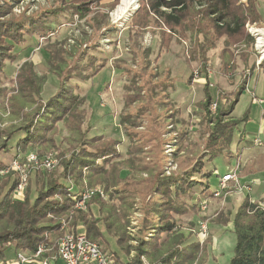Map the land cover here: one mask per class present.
<instances>
[{
    "label": "trees",
    "instance_id": "obj_1",
    "mask_svg": "<svg viewBox=\"0 0 264 264\" xmlns=\"http://www.w3.org/2000/svg\"><path fill=\"white\" fill-rule=\"evenodd\" d=\"M102 1L54 0L29 14H14L13 7L21 0H0V83L7 63L17 58L18 49L26 48L27 40L49 39L65 24L57 17L69 23L76 17L83 19L91 30V38L87 39L90 44L77 39L74 50L46 47L50 71L58 80L55 92L46 100L41 98L42 82L28 60L20 64L12 79L16 95L9 96L0 85V96H7L11 114L20 119L17 124L0 128V152L9 151V143L14 140V157L27 151L42 154L48 146H55L59 121L76 134L74 143L59 151L54 169L35 171L34 188L27 185L23 197L12 196L16 172L0 175V264H6L8 245L15 252L32 253L41 245L55 249L60 220L69 214L84 191L94 187L102 188L119 204L108 203L94 193L86 201V211L75 209L70 222L73 231L79 229L98 244L103 241L105 247H109L108 234L116 245L111 250L113 258L118 261L121 254L129 256L126 264H194L199 243L181 246L180 240L163 252L159 239L163 234L169 237L176 232L181 215L199 210L207 196L209 177L213 173L219 175L216 166L209 167L208 162L218 156H234L230 149L233 133L246 120L247 113L240 119L231 114L247 79L242 78L231 99L225 103L216 100L214 112L210 111L214 101L205 81L204 96L198 104L202 140L190 139L186 130L177 133L176 139L170 140L174 145L170 156L177 170L165 175L161 134L168 116L164 105L168 104L169 82L166 78L156 81L158 73L151 66V51L140 45L138 36L151 32L159 37L160 47L167 49L173 41L185 40L189 32L193 41L187 59L197 61L204 73L208 67L206 54L219 38L225 36L228 43L242 41L252 47L253 37L244 27L247 21H260L255 0L240 4L236 0H139L140 7L131 17L135 32L127 44L133 65L125 68L132 90L126 94L125 104L137 105L121 117L124 135L129 139V156L123 166L117 148L121 140L101 133L88 134L92 127L90 116L82 105L84 98L75 91L79 81L97 75L108 61L96 56L101 49L93 38L101 25L107 24L103 8L114 7L118 0ZM51 20L57 22L56 26ZM243 59L246 63L248 55ZM192 77L191 71L187 82ZM144 118L149 131L140 132L136 128ZM7 164L0 159V170ZM138 171L146 176L138 177ZM93 205L97 211L92 210ZM106 207L110 218L101 214ZM134 211L138 212L136 216ZM228 222L232 224L234 242L227 264H264V209L260 203L246 194L234 213L224 219L225 224Z\"/></svg>",
    "mask_w": 264,
    "mask_h": 264
},
{
    "label": "rangeland",
    "instance_id": "obj_2",
    "mask_svg": "<svg viewBox=\"0 0 264 264\" xmlns=\"http://www.w3.org/2000/svg\"><path fill=\"white\" fill-rule=\"evenodd\" d=\"M108 1L103 0L102 2ZM236 1L240 4L246 0ZM53 2L54 0H21L13 7V13L29 14ZM120 2L121 0H118L116 5L110 9L103 8L106 12L107 24L101 25L102 29L98 32L100 35L97 33L93 38V41H96L95 43L101 49V54L96 56L106 57L108 61L97 75L86 81H79V88L75 91L84 98L82 105L87 116H90L92 127L88 134L101 133L104 136L121 140L117 148L121 153L118 160L120 165L123 166L127 164L126 159L129 156L127 148L129 139L124 135L125 126L121 122V117L137 105V102L130 107L125 104L126 94L132 93L130 92L132 91L131 88L128 87L125 68L128 65H133L127 44L135 32L131 28V17L140 7V3L139 0H136V4L119 17L114 12ZM255 6L260 21L256 23L247 21L244 27L245 31L253 37L252 47L248 48L242 41L228 43L225 36L219 38L214 47L209 49L206 54L208 67L204 73L200 71L197 61L187 59L193 41V37L189 32L185 40L173 41L167 49L160 47L159 37L151 32L147 31L138 36L140 45L148 47L151 51V66H155L158 73L156 81L166 78L169 82L167 89L168 104L164 105L167 110L165 111L162 108L168 115L164 118L163 133L161 134L163 153H165V156H163V172L165 175L177 170V165L170 156V152L174 150V145L170 144V140L172 138L176 139L177 133L186 130L190 139L202 140L200 131L202 128L199 124L201 109L198 104L204 96L205 81L208 82L207 88L214 101L210 104V111L214 112L215 108L213 109L212 105L215 104V101L221 100L222 103H225L231 99L232 92L237 89L242 78L245 76L247 79L245 89L238 96V101L231 114L233 117L240 119L247 113L246 120L240 122L233 133L230 149L234 156L228 159H224V156H218L207 164L209 167L216 166V172H219V175L238 165L239 185L236 186L230 183L216 195L212 191H214L217 184V174L213 173L208 179L210 186L207 188V196L202 199L199 210L196 213L187 212L181 215L178 219L176 232H173L169 237L163 234L159 239L163 252L180 240L183 241L181 246L199 243L200 246L194 264H227L234 236L231 231V222L225 224L224 219L230 213H234L246 194L249 195L252 201L264 204V134L257 131L260 124L262 126L264 124V0H255ZM57 19L65 24L57 28V31L49 39L34 37L27 40L26 48L18 49L17 58L7 63L6 75L3 76L0 85L6 88L9 96L16 95L15 83L12 80L16 70L23 61L28 60L33 63L34 70L42 82L41 98L46 100L55 92L58 83L55 74L50 71L46 47L53 46L74 50L77 39L90 44L87 39L91 38V30L83 19L73 18L72 23L63 20L61 17H57ZM51 23L54 26L57 24L55 20H51ZM244 55H248L246 63H244ZM191 71L193 77L190 82H187V77ZM73 81L75 82L74 79ZM6 100L7 96H0V128L8 123L17 124L20 121L11 114ZM259 100L262 102H259ZM125 123L127 127L130 126L129 123ZM56 124L55 146H48L43 153L55 152L59 160V151L67 149L71 143H74L76 134L69 131L62 121ZM140 124L136 130L140 132L149 131L145 118ZM241 133L243 134L242 140L239 141ZM255 137H259L262 141L260 145L254 142ZM9 146V151L0 152V159L7 163H10L14 157V140L9 143ZM28 152L30 151L23 154ZM17 156L25 157L23 155ZM28 169L29 179L27 185L33 189L36 170L30 167ZM136 175L145 177L146 173L138 171ZM104 199L116 206L119 204L117 199L112 200L108 194H105ZM202 205L205 207L202 208ZM92 210L97 211V206L93 205ZM101 214L107 218L111 217H108V207L104 208ZM137 214L138 212H133L134 216ZM78 231L80 232L79 229ZM54 238L53 235V241ZM106 238L109 241V247H105L103 241H100L101 249L113 255L111 250L116 247L115 242L108 234H106ZM127 258L129 256L127 257L124 254L119 256V259L124 263H126ZM5 261L6 264H18L16 252L12 245L6 247ZM57 264L65 263L59 260Z\"/></svg>",
    "mask_w": 264,
    "mask_h": 264
},
{
    "label": "built area",
    "instance_id": "obj_3",
    "mask_svg": "<svg viewBox=\"0 0 264 264\" xmlns=\"http://www.w3.org/2000/svg\"><path fill=\"white\" fill-rule=\"evenodd\" d=\"M259 102L262 101L259 100ZM212 107L214 109L215 104H213ZM254 142L258 145L262 143L259 137H255ZM23 156L25 157L21 158L16 156L0 170V175H5L13 171L17 173V183L12 192L14 198H21L24 195L29 179L28 167L33 170H51L54 169L58 163L55 152H45L39 155L37 152L30 151L27 154H23ZM237 169L238 165H235L224 174L217 175V184L213 191L216 195L224 190L230 183L236 186L239 185ZM94 193L102 197L105 196L103 189L100 187L87 189L75 202L69 214L60 220L59 233L56 235L55 239V249L50 245H41L32 253L17 251V263L28 264L31 261H36L38 264H56L57 261L62 260L65 264H126L122 260H115L110 253L103 252L96 241L87 238L84 233L73 231L70 226L75 209L86 211V201L90 199ZM260 206L264 209V204L261 203ZM201 207L204 208L205 206L202 205ZM44 253L48 254L43 256Z\"/></svg>",
    "mask_w": 264,
    "mask_h": 264
},
{
    "label": "bare ground",
    "instance_id": "obj_4",
    "mask_svg": "<svg viewBox=\"0 0 264 264\" xmlns=\"http://www.w3.org/2000/svg\"><path fill=\"white\" fill-rule=\"evenodd\" d=\"M136 4V0H121L120 4L115 9V15L122 16L124 15L130 7ZM261 39V37H260Z\"/></svg>",
    "mask_w": 264,
    "mask_h": 264
},
{
    "label": "crops",
    "instance_id": "obj_5",
    "mask_svg": "<svg viewBox=\"0 0 264 264\" xmlns=\"http://www.w3.org/2000/svg\"><path fill=\"white\" fill-rule=\"evenodd\" d=\"M260 134H264V124H263V126H262V124H260V126H259V130H257ZM226 172V171H225ZM225 172H223L222 174H224ZM51 238H53V237H51ZM57 263H58V261H57ZM56 263V264H57Z\"/></svg>",
    "mask_w": 264,
    "mask_h": 264
}]
</instances>
